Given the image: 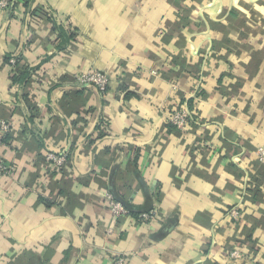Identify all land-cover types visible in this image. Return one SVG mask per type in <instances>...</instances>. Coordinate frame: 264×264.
Listing matches in <instances>:
<instances>
[{"label":"crops","instance_id":"1","mask_svg":"<svg viewBox=\"0 0 264 264\" xmlns=\"http://www.w3.org/2000/svg\"><path fill=\"white\" fill-rule=\"evenodd\" d=\"M26 2L0 12V264H264V0Z\"/></svg>","mask_w":264,"mask_h":264},{"label":"built area","instance_id":"2","mask_svg":"<svg viewBox=\"0 0 264 264\" xmlns=\"http://www.w3.org/2000/svg\"><path fill=\"white\" fill-rule=\"evenodd\" d=\"M25 0H0V12L6 11L12 4L23 3ZM15 61L10 59L9 65H13ZM77 81L83 85H91L94 86L99 92L104 93L107 90L109 76L106 73L98 72V71H88L83 73L81 76L77 77ZM190 119V114L185 108H180L178 110L173 111L167 118L168 123L172 125L177 130H183L185 126L188 124ZM9 125L6 122L0 123V131L2 133L8 132ZM255 157L259 161H264V147H259L255 150ZM46 161L50 162V170L58 171L62 170L67 162L66 154H53L47 153L45 155ZM12 173V167L4 162L2 158H0V176H10ZM103 199L106 202L112 220L124 219L131 217L129 214V210L118 200L114 198L110 193H104ZM232 217H236L237 214L235 211L231 213ZM157 213L155 210H149L147 212L140 213L135 219L137 223L144 224L153 221L156 219ZM237 255L236 252L231 254L232 257ZM126 258L118 257L114 264H125Z\"/></svg>","mask_w":264,"mask_h":264},{"label":"trees","instance_id":"3","mask_svg":"<svg viewBox=\"0 0 264 264\" xmlns=\"http://www.w3.org/2000/svg\"><path fill=\"white\" fill-rule=\"evenodd\" d=\"M26 1L29 2L30 0H26ZM27 2H26V4H27ZM35 13H39V10L37 9L35 11ZM53 29L58 34L60 44L66 45L72 40L73 35H71L70 31H66L62 27L57 26V25H53ZM10 59H13L15 61V63L13 65H11V81H12V84H14V85H26L28 83L32 73L34 72V69H31L30 67H28L26 65H23L22 64V58L18 57V56L14 57V58H11V56H6L4 59V62L6 64H9ZM79 92H81V91H79ZM12 137H13V133L11 131H8L3 137L0 138V141L2 143H6L8 140H11ZM67 157L68 156L66 155V159H67ZM43 201H45V200H43ZM148 209H151V207L148 206L144 210H135L134 208H130L129 214H130V216L136 218L140 214L141 211H146Z\"/></svg>","mask_w":264,"mask_h":264},{"label":"water","instance_id":"4","mask_svg":"<svg viewBox=\"0 0 264 264\" xmlns=\"http://www.w3.org/2000/svg\"><path fill=\"white\" fill-rule=\"evenodd\" d=\"M124 205H125V207H126V208H129V206H128V205H126V204H124Z\"/></svg>","mask_w":264,"mask_h":264}]
</instances>
